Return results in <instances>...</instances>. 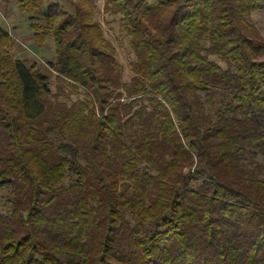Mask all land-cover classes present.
<instances>
[{
	"label": "trees",
	"instance_id": "trees-1",
	"mask_svg": "<svg viewBox=\"0 0 264 264\" xmlns=\"http://www.w3.org/2000/svg\"><path fill=\"white\" fill-rule=\"evenodd\" d=\"M15 2L51 99L0 26V264H264V0H105L135 61L124 81L94 2ZM215 57L225 66L211 60ZM1 206V200H0Z\"/></svg>",
	"mask_w": 264,
	"mask_h": 264
},
{
	"label": "rangeland",
	"instance_id": "rangeland-1",
	"mask_svg": "<svg viewBox=\"0 0 264 264\" xmlns=\"http://www.w3.org/2000/svg\"><path fill=\"white\" fill-rule=\"evenodd\" d=\"M61 3L68 10L73 9V4L66 0H55ZM105 0L94 2L95 18L101 24L105 39L110 42L117 51V60L123 72L124 81H129L132 77L131 63L135 61V55L131 49V37L127 34L124 24L120 17L110 16L104 13ZM248 20L255 25L261 37L264 40V12H254L249 15ZM31 21L29 16L22 13L19 6L15 2L4 4L0 1V26L8 31L13 39V43L9 48L10 54L15 58L26 61L28 65L36 63L42 74L48 77L49 85L52 90L51 99L61 93L59 88L69 98L58 97L60 101H65L69 104L78 99L83 98L82 92H72L67 86H64L59 81L57 74L47 65L48 61L55 60V50L52 40H49L44 48H38L33 39V32L30 29ZM211 60L225 66L215 57ZM249 169L256 168L258 177L264 179V158L250 157L247 162ZM11 197V189L6 187L0 190L1 206L0 210L6 211L9 208V200Z\"/></svg>",
	"mask_w": 264,
	"mask_h": 264
}]
</instances>
